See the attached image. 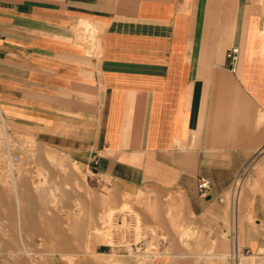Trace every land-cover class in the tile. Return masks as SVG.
Segmentation results:
<instances>
[{"label":"crops","instance_id":"obj_1","mask_svg":"<svg viewBox=\"0 0 264 264\" xmlns=\"http://www.w3.org/2000/svg\"><path fill=\"white\" fill-rule=\"evenodd\" d=\"M0 112L96 159L101 179L180 193L206 241L226 242L225 199L246 171L244 230L264 264V0H0ZM206 248L172 245L149 264H228Z\"/></svg>","mask_w":264,"mask_h":264},{"label":"rangeland","instance_id":"obj_2","mask_svg":"<svg viewBox=\"0 0 264 264\" xmlns=\"http://www.w3.org/2000/svg\"><path fill=\"white\" fill-rule=\"evenodd\" d=\"M80 26L81 38L95 48L97 31ZM14 156L19 160L12 164ZM97 166L96 159L85 165L38 142L33 132L0 112V262L149 264L172 245L205 244L206 261L221 255L228 264H261L263 249L251 251L244 230L246 171L225 199L230 217L221 242L199 236L180 193L128 190L95 175Z\"/></svg>","mask_w":264,"mask_h":264},{"label":"built area","instance_id":"obj_3","mask_svg":"<svg viewBox=\"0 0 264 264\" xmlns=\"http://www.w3.org/2000/svg\"><path fill=\"white\" fill-rule=\"evenodd\" d=\"M226 57L228 59L230 68L233 71L237 70L239 61H240V57H241V49L239 46H232L231 48L228 49L227 53H226ZM18 156H14L11 158V162L12 164L16 163L19 159ZM212 184L211 181L206 178V177H200L198 180V189L200 191L201 194L207 196L210 193ZM159 243H162V239L160 238ZM232 254L237 255L238 251H233ZM238 256V255H237Z\"/></svg>","mask_w":264,"mask_h":264},{"label":"bare ground","instance_id":"obj_4","mask_svg":"<svg viewBox=\"0 0 264 264\" xmlns=\"http://www.w3.org/2000/svg\"><path fill=\"white\" fill-rule=\"evenodd\" d=\"M15 182H16V181L14 180V183H15ZM15 184H16V183H15ZM34 186H37V185H34ZM109 196H110V195H109ZM112 196H113V195H112ZM110 197H111V196H110ZM18 198H19V197H18ZM114 199H115V198H114ZM114 201H115V200H114ZM110 214H112V212H111ZM110 214H109V215H110ZM102 231H103V230H102ZM102 231H101V232H102ZM101 232H99V233H101ZM106 232H107V231H106ZM106 232H105V234L103 233L104 236H102V237H105V235L107 234ZM99 233H97L98 236H99ZM107 235H108V234H107ZM106 238H107V237H106ZM108 238H110V237L108 236ZM103 240H104V239H103ZM106 240H107V239H106ZM109 241H110V240H109ZM102 242H103V241H101V243H102ZM97 245H98V244H97ZM96 253H97V252H96ZM29 257H30V256H29Z\"/></svg>","mask_w":264,"mask_h":264}]
</instances>
